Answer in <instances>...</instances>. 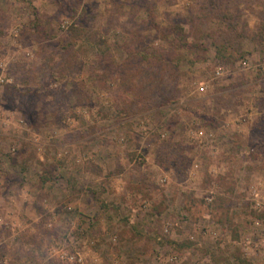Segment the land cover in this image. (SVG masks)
Segmentation results:
<instances>
[{
    "label": "rangeland",
    "instance_id": "obj_1",
    "mask_svg": "<svg viewBox=\"0 0 264 264\" xmlns=\"http://www.w3.org/2000/svg\"><path fill=\"white\" fill-rule=\"evenodd\" d=\"M0 264H264V0H0Z\"/></svg>",
    "mask_w": 264,
    "mask_h": 264
},
{
    "label": "trees",
    "instance_id": "obj_2",
    "mask_svg": "<svg viewBox=\"0 0 264 264\" xmlns=\"http://www.w3.org/2000/svg\"><path fill=\"white\" fill-rule=\"evenodd\" d=\"M157 59H160V61H163V57L157 56ZM123 77L126 78L125 75H123ZM121 78H122V77H121ZM125 78H124L123 81H126ZM121 80H122V79H121ZM127 84H128V85H127V86H128V90H130V82H128ZM132 85H133V86H136V85L133 84V83H132ZM132 88H133V87H131V90H130V91H131V93H132L133 95H136V96H138V95H139V96H142L143 94H146V92L142 93V92H141V89H139L140 91L136 92V91H134ZM141 94H142V95H141Z\"/></svg>",
    "mask_w": 264,
    "mask_h": 264
}]
</instances>
